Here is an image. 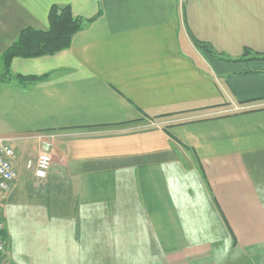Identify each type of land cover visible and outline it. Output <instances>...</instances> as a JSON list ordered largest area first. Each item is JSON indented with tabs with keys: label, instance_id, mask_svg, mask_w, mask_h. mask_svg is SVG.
I'll return each mask as SVG.
<instances>
[{
	"label": "crops",
	"instance_id": "0c3cea01",
	"mask_svg": "<svg viewBox=\"0 0 264 264\" xmlns=\"http://www.w3.org/2000/svg\"><path fill=\"white\" fill-rule=\"evenodd\" d=\"M54 6L82 21L71 46L7 66ZM39 133L59 163L42 181ZM0 138L2 264H264V0H0Z\"/></svg>",
	"mask_w": 264,
	"mask_h": 264
},
{
	"label": "trees",
	"instance_id": "16d2710c",
	"mask_svg": "<svg viewBox=\"0 0 264 264\" xmlns=\"http://www.w3.org/2000/svg\"><path fill=\"white\" fill-rule=\"evenodd\" d=\"M82 29V21L75 17L68 6H54L49 14L48 29L27 27L21 30L18 39L7 49L3 56L8 66L13 58H32L43 55H53L71 46L74 35ZM195 43L216 54L206 43L194 39ZM246 53H251L246 50ZM23 83L39 79L37 77L17 76Z\"/></svg>",
	"mask_w": 264,
	"mask_h": 264
},
{
	"label": "built area",
	"instance_id": "2783aa9c",
	"mask_svg": "<svg viewBox=\"0 0 264 264\" xmlns=\"http://www.w3.org/2000/svg\"><path fill=\"white\" fill-rule=\"evenodd\" d=\"M37 140L40 145L37 153L27 160L26 166L31 169L38 180H46L54 164L52 153L43 146H52L54 134H35L27 138ZM17 152L9 138H0V254L5 251L6 242L2 236V231L6 226L3 215L5 200L13 192L18 171L15 167Z\"/></svg>",
	"mask_w": 264,
	"mask_h": 264
},
{
	"label": "rangeland",
	"instance_id": "374dc122",
	"mask_svg": "<svg viewBox=\"0 0 264 264\" xmlns=\"http://www.w3.org/2000/svg\"><path fill=\"white\" fill-rule=\"evenodd\" d=\"M33 142L28 143V147H32ZM54 166L58 165V161L53 157ZM25 163V162H24ZM10 251L7 253V264H17V261L10 258ZM236 264H251L252 260L257 258H239ZM55 262V261H54ZM60 264H147L146 258H60ZM235 264V263H234Z\"/></svg>",
	"mask_w": 264,
	"mask_h": 264
},
{
	"label": "flooded vegetation",
	"instance_id": "af4514ba",
	"mask_svg": "<svg viewBox=\"0 0 264 264\" xmlns=\"http://www.w3.org/2000/svg\"><path fill=\"white\" fill-rule=\"evenodd\" d=\"M0 264H2L1 258H0Z\"/></svg>",
	"mask_w": 264,
	"mask_h": 264
}]
</instances>
